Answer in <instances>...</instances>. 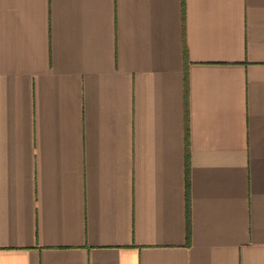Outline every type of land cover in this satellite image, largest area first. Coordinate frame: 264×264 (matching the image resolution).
I'll return each instance as SVG.
<instances>
[{
	"label": "crops",
	"instance_id": "obj_1",
	"mask_svg": "<svg viewBox=\"0 0 264 264\" xmlns=\"http://www.w3.org/2000/svg\"><path fill=\"white\" fill-rule=\"evenodd\" d=\"M0 264H264V0H0Z\"/></svg>",
	"mask_w": 264,
	"mask_h": 264
},
{
	"label": "trees",
	"instance_id": "obj_2",
	"mask_svg": "<svg viewBox=\"0 0 264 264\" xmlns=\"http://www.w3.org/2000/svg\"><path fill=\"white\" fill-rule=\"evenodd\" d=\"M185 99H186V110H187V77H186V93H185ZM187 129H188V124H187ZM191 237V228H190V225H189V228H188V239H190Z\"/></svg>",
	"mask_w": 264,
	"mask_h": 264
}]
</instances>
